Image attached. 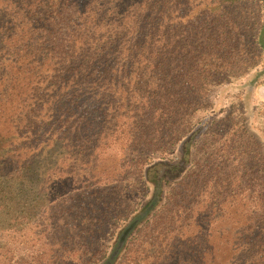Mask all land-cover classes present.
Wrapping results in <instances>:
<instances>
[{"label":"trees","instance_id":"1","mask_svg":"<svg viewBox=\"0 0 264 264\" xmlns=\"http://www.w3.org/2000/svg\"><path fill=\"white\" fill-rule=\"evenodd\" d=\"M262 86L264 0H0V244L54 209L68 264H264Z\"/></svg>","mask_w":264,"mask_h":264},{"label":"rangeland","instance_id":"2","mask_svg":"<svg viewBox=\"0 0 264 264\" xmlns=\"http://www.w3.org/2000/svg\"><path fill=\"white\" fill-rule=\"evenodd\" d=\"M260 97L264 99V86L260 88ZM4 210L6 211L4 205ZM50 214L49 219L45 220V225H40L41 218L45 216V212L40 216L33 215L37 219H33L31 224L25 228L22 225L11 227L10 231L7 230L5 240L0 244V250L4 251L8 255L18 254L25 251L32 253L33 250L40 249L41 255L45 257L46 253L49 260V264H68L69 259L72 257L70 246L73 243L68 237V233H60L59 230L51 228L52 222H54L53 215L55 210L48 211ZM38 223V224H37ZM63 225V224H62ZM53 233V235H51ZM72 247V246H71ZM58 248L57 250H53ZM62 251L60 252V250ZM26 260H32L33 264H38V260L33 256L26 257Z\"/></svg>","mask_w":264,"mask_h":264}]
</instances>
